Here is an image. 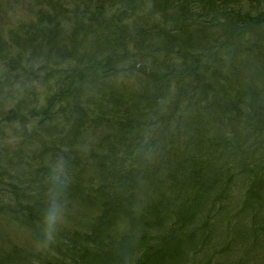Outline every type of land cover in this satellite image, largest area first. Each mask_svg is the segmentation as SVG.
Segmentation results:
<instances>
[{
  "label": "trees",
  "instance_id": "1",
  "mask_svg": "<svg viewBox=\"0 0 264 264\" xmlns=\"http://www.w3.org/2000/svg\"><path fill=\"white\" fill-rule=\"evenodd\" d=\"M28 2L0 36V264H200L238 183L206 264H248L264 0Z\"/></svg>",
  "mask_w": 264,
  "mask_h": 264
},
{
  "label": "rangeland",
  "instance_id": "2",
  "mask_svg": "<svg viewBox=\"0 0 264 264\" xmlns=\"http://www.w3.org/2000/svg\"><path fill=\"white\" fill-rule=\"evenodd\" d=\"M32 11L31 8H29V2L28 0H0V36L5 37L10 32H15L16 25L23 24L24 22L28 21V16H30V12ZM241 183H238L235 185L234 189H229V191L226 194V198L224 200V204L228 206V208L219 207V210H221V213L224 216V220L221 223H218L216 225L217 227V236L215 239L212 240L211 246L208 248V252L206 253L205 257L201 260L200 264H206L208 260V257L213 255L216 251V245L217 243H220L221 241L227 239V232L225 225L227 223L233 222L239 215L237 212V209H239L243 201L245 200V197L241 200H238L235 202L234 197L236 191L240 187ZM240 219H242L240 216H238Z\"/></svg>",
  "mask_w": 264,
  "mask_h": 264
},
{
  "label": "bare ground",
  "instance_id": "3",
  "mask_svg": "<svg viewBox=\"0 0 264 264\" xmlns=\"http://www.w3.org/2000/svg\"><path fill=\"white\" fill-rule=\"evenodd\" d=\"M250 2V1H249ZM201 3V2H200ZM212 4L209 5V7L211 6Z\"/></svg>",
  "mask_w": 264,
  "mask_h": 264
}]
</instances>
